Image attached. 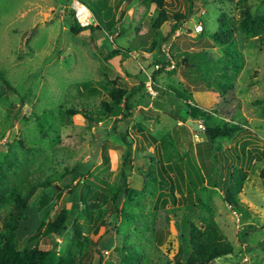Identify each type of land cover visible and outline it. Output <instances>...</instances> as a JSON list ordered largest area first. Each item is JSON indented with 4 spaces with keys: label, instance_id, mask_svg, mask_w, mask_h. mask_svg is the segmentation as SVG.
I'll use <instances>...</instances> for the list:
<instances>
[{
    "label": "rangeland",
    "instance_id": "obj_1",
    "mask_svg": "<svg viewBox=\"0 0 264 264\" xmlns=\"http://www.w3.org/2000/svg\"><path fill=\"white\" fill-rule=\"evenodd\" d=\"M75 1L87 7L93 16L90 25L100 23L101 31L72 35L73 0H0V73L14 91L3 90L0 83V171L8 174L12 185L20 180L52 181L58 193L41 215L45 222L54 221L63 208H75L83 247L72 245V226L60 237H41L34 243L43 251L55 247V263L69 250L73 255L65 264H129L130 258L137 264H174L176 259L185 263L187 223L204 229L201 217L212 214L234 247L231 256L214 264H264V179L260 177L264 159L260 163L246 160L244 165H227L223 159L229 151L239 153L243 144H248L247 155L264 152V37L247 39L234 33L241 63L237 74L231 64L211 75L185 64L186 57L181 56L206 51L211 59L223 57L227 48L213 38L221 16L236 22L241 7H248L255 19L264 17V0H198L190 14L186 0H165L170 15L183 14L189 20L173 34L170 20L149 36L150 20L156 17L154 4ZM109 24H115L118 33L113 42L107 36L113 33ZM199 25L202 31L197 33ZM153 44L155 49L148 52ZM133 45L141 47L128 61L106 60L114 46L129 49ZM166 60L169 64L163 65ZM148 80L152 95L144 88L132 99L134 115L128 126L120 121L90 125L80 115H62L63 107H83L93 113L101 101H108L104 91L95 97L79 93L82 83L96 87L101 82L132 92ZM185 90L192 105L238 127L231 139L221 141L223 152H216L214 159L207 156L200 133L187 125L190 119L183 121L178 115ZM113 129L125 134L129 144ZM163 139L170 146V163L163 160ZM127 150L130 162L123 168ZM88 164L86 182L76 180L63 187L61 173ZM234 165L248 173L238 195L248 211L246 217L225 202L217 186L221 172L225 176ZM122 170L128 177V192L118 211L110 212L108 204L94 208L91 219L79 218L89 189H99L94 183L103 179L122 186L117 181ZM142 172L147 175L141 176ZM160 172L166 183L153 182ZM10 209L0 208V234L12 215ZM159 229H168L162 245L154 237ZM34 243L24 239L17 248L25 251ZM179 248L184 254L178 255Z\"/></svg>",
    "mask_w": 264,
    "mask_h": 264
},
{
    "label": "trees",
    "instance_id": "obj_2",
    "mask_svg": "<svg viewBox=\"0 0 264 264\" xmlns=\"http://www.w3.org/2000/svg\"><path fill=\"white\" fill-rule=\"evenodd\" d=\"M143 1L147 3L148 7L154 4L156 11V17H152L150 20L148 33H146L147 36L158 31L159 28L166 25L170 20H173L174 22L171 29V34H173L180 28V24L189 20V17L184 16L183 14L175 13L170 15L166 8L165 0ZM197 1L198 0H186L189 14L194 9ZM71 15L72 24L70 31L74 36H78L87 30H90L91 35H94L96 31H101L103 28L100 23L99 25L90 26L86 29L80 28L72 11ZM218 23L219 29L214 34L213 38L218 45L227 48V52L223 57L217 60L211 59L206 51L203 53H193L192 55L184 53L181 56L184 58L186 57L185 64H189L190 67H195L206 73L210 71L211 75L216 73L221 66L222 70L224 66H230L231 64H234L236 68L235 73L237 74L238 70L241 68V63L239 61L240 58L238 57L237 46L234 42V33L238 32L247 39L264 37V17L255 19L250 13L248 7H241L240 18L236 22L224 14L221 16ZM108 29H113V33L117 30L115 29V24H109ZM145 43L141 46H146L147 44ZM141 46L133 45L129 49L114 46V48L106 55V60L110 61L120 58L121 62L128 61L130 54L139 51V47ZM155 47L156 45L153 44L148 52H152ZM97 50L99 52V49ZM229 59H231V62L228 61ZM167 64H169L167 60L163 62V65ZM207 76L209 77V74H207ZM202 78L205 81H208L207 78L203 76ZM0 83L3 90L8 89L14 92L13 87L1 73ZM94 85L90 82L82 83L79 85L80 91L78 92L85 93L88 97H95L104 91V93L107 94L108 101H101L99 108L93 113H90V111H87L83 107L82 109H77L73 106L63 107V117L69 118L80 115L90 125H98L99 123H107L109 121L116 124L120 121L128 126L134 115V104L132 99L144 90V83H140L137 90L132 92L126 89H118L113 86L107 87L101 82L97 84V88ZM174 94L181 96L176 91H174ZM183 94L182 99L184 102L181 106L182 109L178 111V115H181L183 121L190 119L202 126L203 134H205L203 143L207 150V156L214 159V154H216V152H223L221 141L231 139L238 130V127L224 123L221 119L215 117L211 111L192 105V98L190 96L187 97L188 94L186 90ZM113 133L117 136L123 137L126 144H129L126 141L127 136L125 134L119 133L115 129H113ZM161 146L164 151V162L170 163L172 161V153L170 146H168L165 139H163ZM247 147L248 144H243L239 149V153L232 151L227 152L225 156H223L224 161H227L226 164L229 162H240L244 165L246 160H249V162L256 161L257 163L263 161L264 152L259 153L260 155L258 156L252 155L251 152L247 155ZM234 151H236V149H234ZM129 153L130 151L127 150L124 155V161L122 163L123 168L130 162ZM90 166L91 165L89 164L83 167L75 166L72 169L65 170L61 173L60 180H62L63 187L69 188L76 180L79 182L84 180V182H86ZM231 170L232 171L230 172L229 170V173L225 176L221 172L219 183L216 185L224 192L225 202L232 206L234 211L238 212L241 216L246 217L248 211L244 205L242 206L239 203L238 195L243 189L248 173L242 167H237L235 165L232 166ZM7 175L6 172L0 171V208L8 209L11 207L10 210L12 215L9 217L7 223L3 224V231L0 234V264H65L66 259L73 255L70 250L67 251L66 257H60L57 263H55L53 260L55 247L49 251H43L40 250L34 242L38 241L41 237H60L69 227L72 226L74 232L72 245L78 249L83 247V242L79 239L81 235V227H79L75 219V208H72L71 206L70 208H63L54 221L45 222L41 214L45 213L47 207L57 196L58 189L56 185H54L52 181L29 184L23 180L12 185L7 179ZM145 175H147L146 172L141 173V176ZM167 177L168 180H170V177ZM260 177L264 179V168L260 171ZM120 180L122 181V186H118L117 183L116 185L109 184L103 179L95 182L94 184L100 189V194H98L99 189H94L92 187L89 189L88 197L84 200L83 209L80 211L81 214L79 215V218L83 217L91 219L94 208H106L108 204L111 206L110 212H117L123 194L128 192V177L124 170H122L117 177V181L119 182ZM152 180L156 183L158 180L166 183V179L161 172L159 177H154ZM7 185H9V187H7ZM36 193L37 195L35 196ZM201 204L203 209H208L205 203L201 202ZM208 213L211 212L208 210ZM201 222L204 224V229L195 224L187 223L186 230L188 233L187 242L189 256L185 263L179 262L178 259H176L174 264H209L212 260L216 261L218 259L227 258L234 253L233 245L227 240L219 225L213 219L212 214H209L207 217H201ZM167 230L168 229H159L155 231L154 237L158 245L163 244L168 235ZM24 239L35 245L25 251L19 250L17 248V242ZM81 239L84 238L81 237ZM84 241L86 242L87 240L84 239ZM184 252L185 251L182 248H179L178 255L184 254ZM137 258L138 256H136V260ZM129 264L137 263L130 258ZM165 264L170 263L168 262Z\"/></svg>",
    "mask_w": 264,
    "mask_h": 264
},
{
    "label": "built area",
    "instance_id": "obj_3",
    "mask_svg": "<svg viewBox=\"0 0 264 264\" xmlns=\"http://www.w3.org/2000/svg\"><path fill=\"white\" fill-rule=\"evenodd\" d=\"M72 10L74 12V17L76 19L77 24L80 28H88L90 26V21L92 20L93 16L90 11L87 9L86 6L78 3H73ZM202 31V27L199 25L197 28V33ZM118 36V33L115 32L113 34L108 35V39L113 41L115 37ZM166 56L171 59L170 55L167 53ZM145 89L148 91L149 94L152 95V86L151 81H145Z\"/></svg>",
    "mask_w": 264,
    "mask_h": 264
},
{
    "label": "water",
    "instance_id": "obj_4",
    "mask_svg": "<svg viewBox=\"0 0 264 264\" xmlns=\"http://www.w3.org/2000/svg\"><path fill=\"white\" fill-rule=\"evenodd\" d=\"M187 125L192 127L194 131L200 133V136L201 138H205V134H203V128L198 126L195 122L189 120L187 121ZM0 151H3V147L0 146ZM181 256L179 257V260H180ZM215 263V260H212L209 264H214Z\"/></svg>",
    "mask_w": 264,
    "mask_h": 264
},
{
    "label": "clouds",
    "instance_id": "obj_5",
    "mask_svg": "<svg viewBox=\"0 0 264 264\" xmlns=\"http://www.w3.org/2000/svg\"><path fill=\"white\" fill-rule=\"evenodd\" d=\"M73 3H77V1L73 0ZM78 4H80V3L78 2ZM83 5H84V4H83ZM84 6H85V5H84ZM72 12H73V11H72ZM73 13H74V12H73ZM90 26H92V25H90ZM90 26H89V27H90ZM95 26H96V25H95ZM85 29H86V28H85ZM114 33H115V32H114ZM111 34H113V33H111ZM107 36H108V35H107ZM113 41H114V40H113ZM113 41H112V42H113ZM144 88H145V87H144Z\"/></svg>",
    "mask_w": 264,
    "mask_h": 264
}]
</instances>
